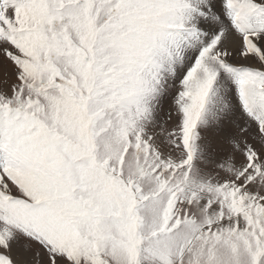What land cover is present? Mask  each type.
Listing matches in <instances>:
<instances>
[{
    "label": "snow or ice",
    "instance_id": "obj_1",
    "mask_svg": "<svg viewBox=\"0 0 264 264\" xmlns=\"http://www.w3.org/2000/svg\"><path fill=\"white\" fill-rule=\"evenodd\" d=\"M0 264H264V0H0Z\"/></svg>",
    "mask_w": 264,
    "mask_h": 264
}]
</instances>
